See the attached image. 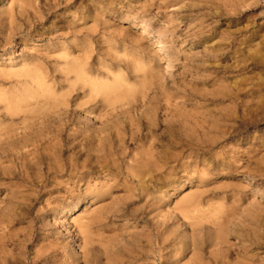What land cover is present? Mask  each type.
<instances>
[{
  "label": "rangeland",
  "instance_id": "374dc122",
  "mask_svg": "<svg viewBox=\"0 0 264 264\" xmlns=\"http://www.w3.org/2000/svg\"><path fill=\"white\" fill-rule=\"evenodd\" d=\"M0 130V264H264V0H0Z\"/></svg>",
  "mask_w": 264,
  "mask_h": 264
},
{
  "label": "bare ground",
  "instance_id": "6f19581e",
  "mask_svg": "<svg viewBox=\"0 0 264 264\" xmlns=\"http://www.w3.org/2000/svg\"><path fill=\"white\" fill-rule=\"evenodd\" d=\"M23 4H25L27 1L29 2V0H20ZM12 14V13H11ZM240 60V59H239ZM79 68V67H78ZM39 74V73H38ZM80 74H82V72H80ZM87 79V78H86ZM35 81V80H34ZM36 81H38V80H36ZM87 81V80H86ZM34 85V84H33ZM41 89H44L42 86L40 87ZM110 89H112V90H115L116 88H110ZM121 90V89H120ZM99 94V93H98ZM114 96V95H113ZM17 106V105H16ZM42 109V108H41ZM44 111H46V110H44ZM48 112V111H47ZM22 114V113H21ZM28 114V113H27ZM42 115V114H41ZM40 116V115H39ZM33 117H31V119H32ZM44 124V123H43ZM28 126V125H27ZM31 126V125H30ZM147 126V125H146ZM43 127V126H42ZM32 129V128H31ZM30 129V130H31ZM1 131V130H0ZM32 132V131H31ZM30 132V133H31ZM106 133V132H105ZM23 139V138H22ZM39 139V138H38ZM9 140V139H8ZM7 140V141H8ZM6 141V142H7ZM3 142V141H2ZM16 142V141H15ZM14 142V143H15ZM42 142V141H41ZM52 142V141H51ZM50 142V143H51ZM38 144V143H37ZM176 144V143H175ZM26 145V144H25ZM43 145V144H42ZM108 145V144H107ZM28 146V145H27ZM33 146V145H32ZM48 146V145H47ZM5 147H7V146H5ZM12 147V146H11ZM42 147V146H41ZM45 147H46V145H45ZM176 147V146H175ZM8 148V147H7ZM11 149V148H10ZM36 149V148H35ZM43 150V149H42ZM48 151V150H47ZM81 151V150H80ZM19 152V151H18ZM13 153H16V152H13ZM25 153H27V152H25ZM24 153V154H25ZM28 153H31V152H28ZM63 152L62 151H60V152H55V154L54 155H52V157H50V158H48V160H50V161H52V163H51V165H50V169H52V170H54L55 171V173H57V174H60V173H62V172H64L65 170H66V164H64L63 163V154H62ZM27 155V154H26ZM30 155V154H29ZM30 157V156H29ZM159 160V159H158ZM157 164V163H156ZM70 166H71V171H74V170H77V168H78V165H76L75 163H74V159L73 158H71L70 159ZM33 167V166H32ZM159 167H161V166H159ZM34 168V167H33ZM42 168H44V167H42ZM36 169V168H35ZM20 174V173H19ZM31 174V173H30ZM35 175V174H34ZM142 175H144V174H142ZM146 176V175H145ZM204 176V175H203ZM139 177V176H138ZM140 178V177H139ZM143 178H144V176H143ZM37 180V179H36ZM211 204V203H210ZM212 206V205H211ZM79 208H80V204L79 203H76V204H74L73 206H71V207H68V208H66V209H64L63 211H61V213H62V215H61V219L62 218H68L69 216H72L73 214H75L76 212H78V210H79ZM192 208H194V207H191L190 209H192ZM212 208V207H211ZM189 209V210H190ZM227 209V208H226ZM188 210V209H187ZM182 212L183 211H186V210H181ZM191 211V210H190ZM210 211V210H209ZM229 212V211H228ZM210 213V212H209ZM183 214H184V212H183ZM229 214V213H228ZM228 214H226V215H228ZM196 215H198V217L200 216V215H202V213L199 215V214H196ZM188 216V215H187ZM186 216V217H187ZM191 216H192V214H191ZM203 216V215H202ZM185 217V216H184ZM190 219H191V221H193L194 219L193 218H191L190 216H188ZM187 217V218H188ZM193 217V216H192ZM199 218H202L201 216L199 217ZM227 218V217H226ZM228 218H231V217H228ZM227 218V219H228ZM184 219V218H183ZM189 219V220H190ZM196 219H198V218H196ZM195 219V220H196ZM225 219V218H224ZM220 220V219H219ZM229 220V219H228ZM205 221V220H204ZM227 221V220H226ZM196 224V223H195ZM198 224V223H197ZM219 225V224H218ZM83 229V228H82ZM186 245H188V244H186ZM185 244H184V248H186L185 246H186ZM191 245H193V246H195L196 247V245L194 244V243H192ZM190 250H192V249H190ZM192 261H194V260H192ZM249 263V262H248Z\"/></svg>",
  "mask_w": 264,
  "mask_h": 264
}]
</instances>
